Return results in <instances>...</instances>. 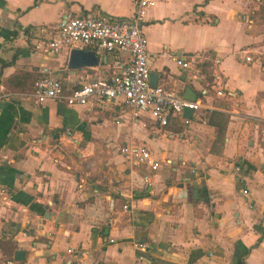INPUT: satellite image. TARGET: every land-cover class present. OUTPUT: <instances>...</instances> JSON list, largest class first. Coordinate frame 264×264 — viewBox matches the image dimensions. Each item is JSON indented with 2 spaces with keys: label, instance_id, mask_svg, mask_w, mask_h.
I'll list each match as a JSON object with an SVG mask.
<instances>
[{
  "label": "crops",
  "instance_id": "0c3cea01",
  "mask_svg": "<svg viewBox=\"0 0 264 264\" xmlns=\"http://www.w3.org/2000/svg\"><path fill=\"white\" fill-rule=\"evenodd\" d=\"M134 6L0 0V93L8 94L0 97V185L11 195V205L0 204V248L12 258L25 250L13 264H264V120L192 109L160 125L119 99L68 105L28 96L44 66L69 90L108 77L115 58L128 56L93 44L52 51L47 42L66 13L122 18ZM144 31L156 84L224 104L217 73L245 113L264 117V67L240 52L264 48V0H155ZM73 48L87 60L70 65ZM196 52L205 55L187 69L174 61ZM133 143L158 166L127 159L120 148ZM139 241L150 247L138 250Z\"/></svg>",
  "mask_w": 264,
  "mask_h": 264
},
{
  "label": "built area",
  "instance_id": "2783aa9c",
  "mask_svg": "<svg viewBox=\"0 0 264 264\" xmlns=\"http://www.w3.org/2000/svg\"><path fill=\"white\" fill-rule=\"evenodd\" d=\"M134 2L133 13L122 18L99 12L66 13L47 42L52 51H59L63 47H84L92 44L102 51H126L128 56L125 60L115 58L108 77L89 78L78 86L66 90L62 80L53 75L49 66H44L40 69L33 90L28 96L37 103L55 99L64 101L68 105L119 99L131 108L134 115L148 111L160 125H166L171 115L181 114L185 107L193 110H219L230 116L257 122L264 120V117L245 113L240 108L241 102L237 91L224 87L221 76L217 73L213 74L214 92L216 96L225 100L224 104L207 103L201 98L190 99L169 85L151 84L144 20L148 8L155 4V0H134ZM240 52L244 60L257 59L264 67V48H256L255 56L252 55L251 48H243ZM203 55L205 54L199 52L189 55L177 53L173 58L179 67L187 69ZM219 60L218 57H214L215 63ZM6 95L8 94L0 93V97ZM65 133L70 134L68 130ZM120 150L127 159L136 164L148 165L153 169L158 166V161L142 143L123 145ZM5 157V154L0 153L1 159ZM233 167L236 171L240 169L239 160L234 162ZM241 191L244 195H248L247 187H243ZM10 196L8 188L0 185V204L11 205ZM127 206L126 203L123 204V207ZM135 245L140 251H146L150 247L146 241H139ZM13 263L15 260L12 257H5L0 250V264Z\"/></svg>",
  "mask_w": 264,
  "mask_h": 264
},
{
  "label": "water",
  "instance_id": "95a60500",
  "mask_svg": "<svg viewBox=\"0 0 264 264\" xmlns=\"http://www.w3.org/2000/svg\"><path fill=\"white\" fill-rule=\"evenodd\" d=\"M71 58H70V65L73 64H81L82 62H84L85 60H87V56H89V53L85 50H82L80 48H73L71 50ZM76 54H80V59H73V56H75ZM150 83L155 85L156 84V73L154 72H150V77H149ZM195 96H193L194 98ZM192 114V108L190 107H185L183 109V115L189 117ZM25 257V250L24 249H16L13 255V258L15 260H20L23 259Z\"/></svg>",
  "mask_w": 264,
  "mask_h": 264
},
{
  "label": "trees",
  "instance_id": "16d2710c",
  "mask_svg": "<svg viewBox=\"0 0 264 264\" xmlns=\"http://www.w3.org/2000/svg\"><path fill=\"white\" fill-rule=\"evenodd\" d=\"M39 75H37L36 76V78L38 77ZM35 78V79H36ZM35 79L33 80V87H34V81H35ZM33 89V88H32ZM10 244V247H12L13 248V245L11 244V243H9ZM0 250H1V252H2V254L5 256V257H11V256H8V255H6V253L0 248Z\"/></svg>",
  "mask_w": 264,
  "mask_h": 264
}]
</instances>
